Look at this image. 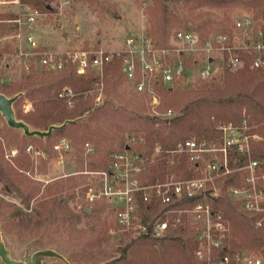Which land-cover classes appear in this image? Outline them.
I'll return each instance as SVG.
<instances>
[{
	"label": "built area",
	"instance_id": "2783aa9c",
	"mask_svg": "<svg viewBox=\"0 0 264 264\" xmlns=\"http://www.w3.org/2000/svg\"><path fill=\"white\" fill-rule=\"evenodd\" d=\"M13 3L18 10L14 19L6 22L14 27L11 38L21 56H34L37 66L51 72H62L71 65L80 76L93 71L102 77L104 69L115 62L134 92L150 98L153 109L159 105L158 85L172 91L215 83L225 71L243 68L247 57L251 69L264 71V26L250 14L236 19L232 31L226 33L200 36L188 30L176 31L166 47L158 46L145 33H136L129 34L118 50L65 56L46 51L36 42L33 31L41 12L20 0ZM77 95L66 88L58 98L71 107ZM97 97L100 102L101 93ZM166 115L173 116V111ZM253 129L247 119L222 123L216 137H188L171 150L156 144L145 151L143 138H132L139 149L125 143L123 151L107 155L104 169L85 173L96 180L84 193L83 210L90 211L99 201L106 203L118 232L132 239L157 241L182 230L195 243L193 257L201 264H264V251L233 247L230 223L212 204L224 193L254 217L256 229L264 226V159L254 156L264 137ZM85 145L87 155L96 152L92 145ZM52 146L57 155L71 149L66 138H59ZM26 147L31 156L39 155L31 145ZM160 159L167 160L164 175L150 181V170ZM182 159L186 160L188 177L178 170Z\"/></svg>",
	"mask_w": 264,
	"mask_h": 264
},
{
	"label": "rangeland",
	"instance_id": "374dc122",
	"mask_svg": "<svg viewBox=\"0 0 264 264\" xmlns=\"http://www.w3.org/2000/svg\"><path fill=\"white\" fill-rule=\"evenodd\" d=\"M13 1L0 0V15L17 12L18 8ZM48 6L50 10L47 11L38 9L42 16L33 31L35 40L42 49L65 56L72 53L118 50L129 34L145 33L155 41V37L152 36L154 37L152 38L149 34L153 27H156L154 17L159 16L158 8H166L170 13L168 23L165 25L167 41L176 31L185 29H192V32L200 36L230 32L236 19L252 15L243 9L238 1L233 0L216 5L204 0H162L159 3L155 0H54L48 3ZM11 33L12 31L7 29L5 36L0 38V48L5 46L6 50H9L0 60V85L17 83L27 72L42 70L37 66V59L34 56L20 55L16 48V41L11 38ZM69 67L73 66H67L64 71ZM62 72L56 71L54 74ZM88 76H93L97 82L89 91L78 93L74 98L81 96L86 101L90 100L91 110L110 107L111 111H107L105 115L94 118L90 122L87 121L89 113L77 119L76 121L89 125L94 132V140L72 142L66 137L71 146L67 153L57 155L52 151V145L59 138H53L50 141L49 155L31 142L26 143L25 150L20 152L17 143L23 132L17 130L19 136L17 135L18 139L15 140L12 133H7L9 127L0 113V144L3 163L15 169L14 159L20 155L23 159H28L29 168L26 171H19L13 180L23 193L31 188L40 189L37 197L31 200L29 206L26 207L22 204L21 196L0 182V202L11 206V211L0 217L1 239L8 250L10 259L24 262V260H29L35 252L51 250L62 256L69 264H104L106 259L118 257L115 251L119 243L136 240L118 232L113 214L104 202H97V204H103L105 210L99 218L89 220L83 216L82 210L86 206L84 193L95 184L96 180L92 175L85 173L98 170L92 169L91 166L105 162L108 151L119 149L122 142L132 145L135 149L140 148V145L133 144L132 138H143V136L132 134L129 131L133 127V124L128 121L129 117L139 115L170 119L178 112L170 109L173 111V116L167 117L168 111L159 109V105L153 109L150 105V98L136 94L122 75L114 78L115 84L109 85L106 90V81L112 79L111 74H106V68L102 77H96L93 71L85 75V77ZM195 88L186 86V88H176L171 92L183 93ZM100 93L102 99L97 102V96ZM26 106L29 107L28 110L25 109ZM21 108L22 113L32 110V101L25 98ZM67 108L72 107L67 105ZM85 144L92 145L96 152L87 155ZM27 145L34 147L39 155L33 157L28 154ZM42 145L47 146L44 139ZM143 145L145 149H142L148 151L149 148ZM56 183L62 184L63 189L55 194V197L58 200L65 197L69 215H74L75 219L79 217L78 220L59 227L46 224L43 227L46 231L37 236L18 235L15 231L12 233L5 231L4 216L13 217L20 213L33 216L31 208L41 197L44 187ZM97 239H105V242L98 246L95 242ZM232 239L233 242L239 243L233 236ZM46 241L50 245L48 248L34 252L38 249L36 248L38 243ZM40 260L42 264H66L62 260L51 257L40 258Z\"/></svg>",
	"mask_w": 264,
	"mask_h": 264
},
{
	"label": "trees",
	"instance_id": "16d2710c",
	"mask_svg": "<svg viewBox=\"0 0 264 264\" xmlns=\"http://www.w3.org/2000/svg\"><path fill=\"white\" fill-rule=\"evenodd\" d=\"M26 6L40 11L50 10L48 3L54 0H20ZM162 0H155L156 3ZM212 4L228 3L229 0H204ZM232 1V0H231ZM238 1L239 5L250 12L264 26V0H233ZM159 16L154 17L156 27L150 32V36L155 39L158 46L166 47L167 40L165 25L168 23L170 13L166 8H158ZM13 14L0 15V38L5 36L8 29L13 31L12 24H6L7 20H13ZM4 21V23H3ZM194 29V28H193ZM193 31L192 29H185ZM9 50L5 46L0 48V60ZM15 51H13L14 53ZM243 68L234 72L225 71L218 82L203 84L192 91L183 93H173L164 91L161 85H158L156 91L159 95L160 103L158 108L163 111L174 109L178 112L170 119H159L157 117H129L128 121L133 124L129 131L132 134H141L144 138V144L152 149L156 144H160L164 150H171L180 141L188 137L198 139H212L218 135L219 125L222 123H237L242 119H247L250 126H254L253 132L264 137V71L251 69L250 58H245ZM106 74H111L112 79L106 81V90L109 85H114V78L121 77L120 65L112 63L106 67ZM97 82L93 76L76 75L75 69L69 67L62 73H56L46 70L37 72H27L19 79L17 83L0 85V94L5 97L17 96L13 104V112L17 121L26 124L30 130L48 131L50 126H62L53 131L50 137H27L22 135L18 140L17 147L20 152L25 150L28 142L34 143L36 147L50 154L53 138L67 137L72 142H85L94 140V132L89 125L77 119L82 118L89 113L87 121H92L101 115H105L109 108L92 109V104L78 96L73 99L71 109L67 108L66 101L58 98V94L65 88L72 92H87L92 85ZM25 98L32 101V110L22 113L21 104ZM19 131L7 128V133L13 134L14 139H18ZM18 135V136H17ZM45 140L47 146L42 145ZM125 143L120 144L119 149L108 151L107 155L113 152L123 151ZM49 148V149H48ZM254 156L264 159V144L256 145ZM107 158V156H106ZM105 158V159H106ZM3 154L0 144V182L16 192L22 198L23 206H29L31 200L35 199L40 193V189H29L26 192L20 191L13 178L19 171H26L30 163L23 156L14 159L15 169L6 166L3 163ZM166 159H160L159 163L150 170V181L155 178L163 177L166 168ZM106 162V161H105ZM100 162L92 169H104L106 163ZM186 160L182 159L179 165V171L182 176L188 177L189 173L185 171ZM63 189L62 184L46 185L41 197L31 208L33 216L24 213L16 214L13 217H3L4 229L8 233L16 232L18 235L37 236L46 231L43 228L48 226H64L73 223L79 217L69 215L67 211L66 198L55 197ZM213 206L223 212L228 223H230L231 234L239 243L233 242L234 248H246L252 251H264V226L255 228L254 217L245 213L239 205L228 200L223 193L217 202H212ZM11 206L3 205L0 202V217L11 211ZM83 211V216L89 220L99 218L105 212L103 204H93L91 212ZM6 237V236H5ZM100 246L104 240H95ZM38 250H44L50 245L48 241L38 243ZM195 243L189 239L187 234L182 231L168 233L164 238L157 241L149 237H141L136 240H126L125 243H119L116 248L117 258L106 259L104 264H201L193 257Z\"/></svg>",
	"mask_w": 264,
	"mask_h": 264
},
{
	"label": "water",
	"instance_id": "95a60500",
	"mask_svg": "<svg viewBox=\"0 0 264 264\" xmlns=\"http://www.w3.org/2000/svg\"><path fill=\"white\" fill-rule=\"evenodd\" d=\"M16 100H17V96L7 98L4 95L0 94V113L9 128L20 130L23 132V135L27 137L46 138V137H50L53 131H56L57 129L63 126V125L50 126L47 129L48 131H41V132L30 130L26 124L16 120V117L13 112V104L15 103ZM207 195H209V193H207ZM44 257L57 258L58 260H62L66 264H69L62 256L57 255L55 252L51 250H44L43 252L41 251L35 252L29 260H24V262L10 259L8 250L6 249L5 244L1 239V232H0V260L3 264H42L40 258H44Z\"/></svg>",
	"mask_w": 264,
	"mask_h": 264
}]
</instances>
